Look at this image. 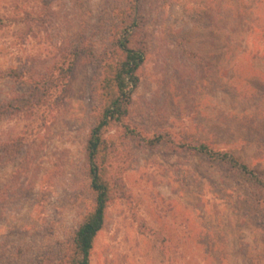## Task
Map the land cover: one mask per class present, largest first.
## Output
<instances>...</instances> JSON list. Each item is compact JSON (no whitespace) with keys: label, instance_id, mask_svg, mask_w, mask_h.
<instances>
[{"label":"rangeland","instance_id":"rangeland-1","mask_svg":"<svg viewBox=\"0 0 264 264\" xmlns=\"http://www.w3.org/2000/svg\"><path fill=\"white\" fill-rule=\"evenodd\" d=\"M145 59L111 125L115 199L90 264H264V0H0V264H64L92 207L85 145L121 15ZM135 42V43H136Z\"/></svg>","mask_w":264,"mask_h":264},{"label":"trees","instance_id":"trees-1","mask_svg":"<svg viewBox=\"0 0 264 264\" xmlns=\"http://www.w3.org/2000/svg\"><path fill=\"white\" fill-rule=\"evenodd\" d=\"M136 12L135 6L133 15L129 14L126 17L121 15L118 34L111 44L112 56L108 57L103 64L99 82V110L85 145L89 186L94 195V201L65 249L62 257L64 264H90L94 240L105 224L106 208L116 197L109 175L110 159L115 147L114 140L107 136L109 127L113 124L118 125L124 129L125 135L137 136L149 145L165 141L166 136L163 134L147 139L125 124L129 116L133 93L140 81L138 70L145 59L143 47L135 40L138 29ZM179 146L207 158L227 163L264 192V178L230 152L216 151L205 143L182 142Z\"/></svg>","mask_w":264,"mask_h":264}]
</instances>
